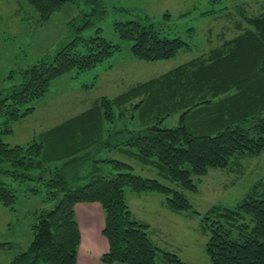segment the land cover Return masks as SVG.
Listing matches in <instances>:
<instances>
[{"label": "trees", "instance_id": "obj_1", "mask_svg": "<svg viewBox=\"0 0 264 264\" xmlns=\"http://www.w3.org/2000/svg\"><path fill=\"white\" fill-rule=\"evenodd\" d=\"M27 1L37 8L42 19L74 2ZM91 1L97 5L92 14L99 11L98 17L103 18V0ZM245 22L246 28L225 42L218 54H213V60L193 59L170 71L167 76L171 78L162 81L177 86L179 91L172 89L173 93L187 94V101L177 104L182 111L177 126H164L166 116L157 112L138 129L126 125L113 130L109 124L120 104L118 99H103L99 107L108 135L94 147L72 156L56 157L50 153V146L60 143L64 136L58 129L47 132L46 139L39 136L25 144L13 145L5 136L13 133L14 123L33 113L36 107L31 102L49 90L53 79L73 69L79 73L93 69L121 50L120 43L101 35L98 28L94 36H78L54 55L20 70L22 81L9 91L0 89V202L15 210L19 189L13 182L25 185L32 180L38 183L28 186L26 191L36 194L40 191L38 184H43L47 186V199L54 202L52 208L35 213L34 237L28 248L5 264H76L81 242L75 212L79 202H100L104 208L103 233L109 250L102 255L103 262L192 264L155 243L150 225L133 215L126 198L128 193L161 194L171 210L199 215L209 235L205 250L212 264H264V192L257 194L255 186L241 203L215 204L202 214L182 190L197 192L209 169L226 168L235 158L264 152V11L245 16ZM114 29L121 39L133 42V56L145 61L170 59L191 47L189 41L171 37L155 22L118 20ZM13 77L12 72L9 78ZM186 77L188 82L183 86ZM131 117L136 119V115ZM213 119L224 124L214 128L210 124ZM106 147L118 148L130 159L155 168L166 181L131 171L133 164L121 157L98 158L99 151ZM90 153L96 161L94 169L100 170H93L86 177L78 162ZM5 162L11 167L5 166ZM32 169H38L39 174L33 176ZM235 228L239 234L233 239ZM8 244L0 242V247Z\"/></svg>", "mask_w": 264, "mask_h": 264}, {"label": "rangeland", "instance_id": "obj_2", "mask_svg": "<svg viewBox=\"0 0 264 264\" xmlns=\"http://www.w3.org/2000/svg\"><path fill=\"white\" fill-rule=\"evenodd\" d=\"M102 3L106 7L103 18L98 17L99 11L96 12L97 15L92 14L97 5L91 0H74L62 10L42 19L37 8L27 0H0V89H5V92L22 81L20 70L54 55L63 45L74 41L78 36H94L98 28H101V35L114 43H120L122 47L91 70L79 73L73 69L53 79L49 90L31 102L36 107L33 113L17 121H22L25 128L44 129L27 138L28 142L39 136L46 139L47 132L54 129L63 133L60 143L50 146V153L56 157L60 154L68 157L66 155L72 156L75 152L82 153L106 138L107 125L101 120L99 107L103 99H118L120 104L118 108L115 107L113 121L109 124L113 130L126 125L131 129H138L149 123L157 112L166 116L164 126H177L182 112L177 109V104L187 101V94L173 93L171 90H178L177 86H168L162 82L171 78L167 74L196 58L213 60V54H218V49L223 48L225 42L235 38L246 28L245 16L258 15L264 11V0H103ZM166 14L169 17H165ZM131 19L146 24L155 22L171 37L180 36L189 41L191 47L181 50L170 59H138L131 53L133 42L121 39L114 29L115 21ZM87 21H90L88 25ZM12 72L14 77L9 78ZM183 82V86H186L188 78ZM122 98L128 100L122 101ZM132 114L136 115V119H132ZM210 124L215 128L222 127L224 122L213 119ZM8 136L5 139L9 138L8 141L12 143L10 138L13 137ZM22 137L24 140L26 136ZM97 157H121L133 164L134 169L131 171L166 181L155 168L130 159L118 148L106 147L99 151ZM78 163L82 164L81 172L86 177L93 170L96 173L100 170L94 169L96 161L91 153ZM4 165L11 167L8 162ZM30 173L37 176L39 170L32 169ZM37 183L32 180L19 185L18 181H14V187L19 189L16 209L10 210L0 205V242H9L0 247L1 264L10 262L28 248L34 237L32 224L35 213L54 206V202L47 199V186L38 184L40 191L36 194L26 191L28 186ZM254 187L257 194L264 192V152L258 156L235 158L226 168L209 169L202 177L197 192L181 189L194 207L204 214L215 204L235 206L241 203ZM141 203L142 208L136 210V217H141L142 222H151V230L154 227L163 229L164 222H171L170 229L163 233L154 229L156 234L153 237L157 236V244L161 248L175 252L188 263L212 264L206 250L204 251L209 235L201 221L191 216L186 217V212L177 213L163 208L156 201L149 204L156 214L151 215L146 212L147 204L143 201ZM238 234L239 230L235 228L232 238L236 239ZM158 236L164 239H159ZM188 240L194 247L185 246V241Z\"/></svg>", "mask_w": 264, "mask_h": 264}, {"label": "crops", "instance_id": "obj_3", "mask_svg": "<svg viewBox=\"0 0 264 264\" xmlns=\"http://www.w3.org/2000/svg\"><path fill=\"white\" fill-rule=\"evenodd\" d=\"M44 124L46 123L44 122ZM24 126L25 125L22 124V121L17 122V124L14 126V132L8 136V137H13V138H10L13 140V142L11 143V141H8L9 143L23 144L25 142H28L26 141L27 138L29 137L31 138L34 134H37V132L39 131L41 132L44 130V129L43 130L39 129V127L25 128ZM23 135L26 136L24 140L21 139ZM126 198L131 207L132 213L135 217H136V210H140L142 208L141 201L147 204L148 207H147L146 212L151 215L155 214V211L149 206L151 201H156L161 206H163V208L164 207L168 208L167 203L165 201V197L160 194L137 195L134 193H128L126 195ZM0 205H1V202H0ZM75 212H76L77 220H78L80 230H81V242H80L78 253H77V263L76 264H107L101 260L102 255L105 254L109 250L108 239L103 233V229L105 226V212H104V208L102 204L100 202H79L75 205ZM177 213H181V212H177ZM185 215L186 217L191 216L192 218L197 219L198 221H201L200 216L197 214L186 212ZM158 216L160 215H157V217ZM196 216L199 219L196 218ZM140 218L139 219L137 218V219L142 220ZM146 223L150 225V235L152 239L155 241V243H158L157 236L156 238H154L153 235L156 234V230L154 229H159V228L154 227V229L151 230L152 223L151 222L149 223L147 221ZM162 225H164L163 229H159V232L162 231L163 233L165 232L166 229H170L171 222L167 220ZM162 236H158V238L164 239L162 238ZM185 243H186L185 244L186 247H189V246L190 248L194 247V245H192L190 240H188V242L185 241ZM192 264L194 263L192 262Z\"/></svg>", "mask_w": 264, "mask_h": 264}]
</instances>
